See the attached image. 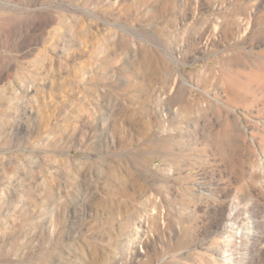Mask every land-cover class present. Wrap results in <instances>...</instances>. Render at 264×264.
I'll return each mask as SVG.
<instances>
[{
  "label": "rangeland",
  "instance_id": "374dc122",
  "mask_svg": "<svg viewBox=\"0 0 264 264\" xmlns=\"http://www.w3.org/2000/svg\"><path fill=\"white\" fill-rule=\"evenodd\" d=\"M0 264H264V0H0Z\"/></svg>",
  "mask_w": 264,
  "mask_h": 264
},
{
  "label": "bare ground",
  "instance_id": "6f19581e",
  "mask_svg": "<svg viewBox=\"0 0 264 264\" xmlns=\"http://www.w3.org/2000/svg\"><path fill=\"white\" fill-rule=\"evenodd\" d=\"M234 210L233 217H228L224 228L234 232L233 236L238 240L239 247L234 246V251L237 248L246 251L252 243L259 244L260 232L256 230L251 214L246 212L245 208L235 205ZM228 252L231 254L233 251L228 250Z\"/></svg>",
  "mask_w": 264,
  "mask_h": 264
}]
</instances>
